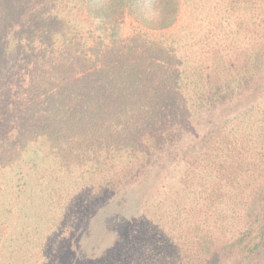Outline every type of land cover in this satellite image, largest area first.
<instances>
[{"label":"trees","instance_id":"trees-1","mask_svg":"<svg viewBox=\"0 0 264 264\" xmlns=\"http://www.w3.org/2000/svg\"><path fill=\"white\" fill-rule=\"evenodd\" d=\"M10 3L0 264H264V0Z\"/></svg>","mask_w":264,"mask_h":264},{"label":"rangeland","instance_id":"rangeland-1","mask_svg":"<svg viewBox=\"0 0 264 264\" xmlns=\"http://www.w3.org/2000/svg\"><path fill=\"white\" fill-rule=\"evenodd\" d=\"M10 9L13 11L12 7L14 10L16 9V12L19 8V5L21 4L22 0H10ZM6 3V2H5ZM4 4V2H3ZM1 5V4H0ZM15 12V13H16ZM17 14V13H16ZM14 20H11V26L13 28V37H22L23 33L25 31L30 29V25H18V23ZM126 23H130V19H126ZM18 32V33H17ZM21 33V34H20ZM3 36H0V40H2ZM5 39V43L10 42L6 44V49L5 51H0V128H3L2 125L5 124V112H4V103L3 101L5 97V91L6 89L4 88V76H8L7 74L11 73V69L13 72V75L15 77L14 83L19 82L22 78L26 77L27 75L25 74L24 71H20L22 66L25 64L26 59H27V54L29 51V46L26 44L23 40L17 44H13L11 38L8 39V36L3 37ZM9 52H8V51ZM12 126V125H10ZM20 126L15 125L14 127H9V128H15L17 130Z\"/></svg>","mask_w":264,"mask_h":264}]
</instances>
